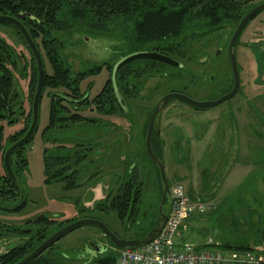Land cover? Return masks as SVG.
Returning <instances> with one entry per match:
<instances>
[{"label": "rangeland", "instance_id": "1", "mask_svg": "<svg viewBox=\"0 0 264 264\" xmlns=\"http://www.w3.org/2000/svg\"><path fill=\"white\" fill-rule=\"evenodd\" d=\"M73 1L77 0H69L61 7L58 19L62 28L51 30V35L61 42L59 58L70 70L71 79L89 70L99 68V71L79 81V92L88 99V104L60 101L63 106L58 107L59 116L64 118L47 132L44 127L51 94L70 96L72 92L66 87L43 89L37 130L21 151L25 164L21 165L17 186L26 193V203L15 212L0 209V221L9 227L1 230L0 254L44 230V225L25 224L42 214L54 221L45 228L46 233L75 219L92 217L104 222L121 238L140 235L156 217L161 199L159 169L148 158L144 144L145 123L153 106L170 91L208 101L230 90L232 73L227 46L236 21L226 18L218 29L211 28L195 8L176 37L141 45L133 33V21L118 17L106 20L100 28L89 10L86 16L74 17ZM260 1L247 0L239 16ZM0 41L4 45L0 55L10 70L12 83L10 107L0 118L5 139L24 128L29 120L33 64L29 50L13 27L0 25ZM157 46L161 49H156ZM217 50H220L218 54ZM134 51H163L178 60L181 67L172 69L145 59L136 60L132 69L148 66L141 71L140 78L129 77L130 93L122 94L123 111H97L93 100L111 77L108 66ZM40 52L45 73H51L42 47ZM235 53L239 88L231 98L204 109L173 99L165 104L156 121L157 128L169 122L167 129L175 134L166 137L167 140L160 138L168 185L182 182L189 195L198 197L205 207L203 213L193 214L188 230L179 240L198 242L210 237L221 245L248 246L260 252L264 249V9L242 30ZM76 112L90 121L72 123L70 116ZM124 130L128 131L127 135L121 134ZM166 145L170 148L163 149ZM44 149L45 156H69L75 150L84 153L75 166L78 185L74 189L63 190L62 182L44 183ZM71 159L69 163L74 158ZM0 170L3 173L1 165ZM134 170L141 182L140 207L144 214L129 222L127 228L128 223L121 224L114 212L106 214L94 207ZM97 184L102 185L100 194ZM20 201L4 203L12 207ZM164 211L167 212V201ZM13 227L28 231L14 234ZM93 245L104 251L93 253ZM89 251L90 256L86 254ZM116 252L117 247L97 227L82 226L40 255L51 264H93L95 256Z\"/></svg>", "mask_w": 264, "mask_h": 264}, {"label": "trees", "instance_id": "2", "mask_svg": "<svg viewBox=\"0 0 264 264\" xmlns=\"http://www.w3.org/2000/svg\"><path fill=\"white\" fill-rule=\"evenodd\" d=\"M246 1L247 0H77L73 1L71 8L73 10L72 15L74 17L86 16L87 11L89 10L93 16L96 17V24H98V27L100 28L107 22L106 20L113 21L114 18L117 19L118 17H123L126 21H133V33L136 41L143 45L147 43H158L159 41L176 37L183 28L187 15L195 8L196 13H198V15L203 19H206V26L218 29L222 20L226 18L230 21H236L235 24L237 25L242 16L255 5H252L245 13H242L239 16L238 12L243 9V5L246 4ZM68 2L69 0H0V15H10L20 19L29 32L31 38L36 43L39 51L40 47L44 49L46 58L52 70L51 73H45L44 88L66 87L72 92V95L70 96L58 92H53L51 94L50 106L48 110V122L44 127V132L55 128L58 122L64 118L59 116L60 111L58 110V107L63 106L60 101L66 100L73 105L88 104V99L79 92V81L85 76L99 71V68H96L93 72L89 70L81 73L78 78L76 77L75 79H71L70 70L63 65L61 59L59 58V48L61 47V42L51 35V30L62 28L63 24L58 19V15L60 14L61 7ZM1 24L13 27L27 47L21 34L14 26L5 23H0V25ZM3 47L4 45L1 43L0 49L2 50ZM156 49L161 48L157 46ZM163 51L156 52L165 54ZM140 60L141 59L137 61ZM31 61L33 64V71L31 74V83L29 84L31 87L30 90L34 93L37 82V69L32 55ZM135 61L136 60L123 65L118 70L116 79L121 95L130 93L129 77L131 76L136 79L140 78L142 76L141 71L148 66L145 64V66L139 70L137 67L132 69V65ZM145 61L159 63L172 69L180 68L155 60L145 59ZM112 67L113 66H108L111 71ZM73 83H75V86L72 85ZM11 92V73L9 68L5 65L2 55H0V118L4 117V113L10 107ZM31 97H33V95ZM93 102L95 103V108L99 112L114 113L117 110L123 111L124 109V107H122L116 99L111 77L106 80L104 86L94 98ZM65 111L67 112L66 109ZM150 113L145 123V133ZM70 120L72 123L90 121L77 112L70 116ZM30 122L31 108L29 120L20 131L15 132L14 134L7 136L8 138L5 137L4 139L0 129V165L3 168V173L0 170V209L4 211V207H7L4 203L5 201H15L17 199L21 200L24 195L23 191H21L17 186V179L22 171L21 165L25 164V158L21 156V151L24 149V146L16 149L10 158L11 167L16 176V181H13L4 170L3 154L8 146L23 136V134L27 131ZM158 138L159 137L153 133L151 135L150 144L153 153L161 159L160 153L154 151L158 145ZM46 153L47 152L44 149V183L51 184L52 182H62L63 190L74 189L78 185L76 183L78 169H75V166L78 165L82 160V157L85 156L84 153H82V151L75 150L69 156H45ZM14 158L15 160L13 161ZM71 158L74 159L72 160ZM148 158L150 159L149 156ZM70 159L72 160V163H69ZM140 204L141 182L139 181L138 174L134 170V172L131 171L127 179L123 180L113 193L109 192L103 201L95 204L94 209L106 214L114 212L120 223H128L127 228H129V222H132L138 216H143L144 214V209L141 210ZM157 217L158 207L156 217L153 221H151L149 227L136 237H142L150 229H152L156 224ZM53 222L54 221L52 219L43 214L33 220L27 221L25 224L33 223L40 226L44 225V230H39L36 234L32 235L30 240L10 247L5 253L0 254V264H14L25 257L41 241L51 234L46 233L45 228ZM5 226L8 230V225L3 224L0 221V234L2 228ZM25 231L27 232L28 229L22 230L18 227H13L14 234L24 233ZM222 246L224 248L232 249H252L248 246H230L227 244H222ZM260 252L264 255V249ZM115 260L116 254H108L101 255L97 258L95 256L92 262L93 264H115ZM28 264H51V261L49 259L42 258L41 255H39Z\"/></svg>", "mask_w": 264, "mask_h": 264}, {"label": "water", "instance_id": "3", "mask_svg": "<svg viewBox=\"0 0 264 264\" xmlns=\"http://www.w3.org/2000/svg\"><path fill=\"white\" fill-rule=\"evenodd\" d=\"M264 9V0L260 1L259 3L252 6L240 19L238 24L236 25L235 29L233 30V33L229 39L228 46H227V56L228 61L232 73V86L230 90L227 92L221 94L219 97L213 100L208 101H198L195 100L188 95L179 92V91H170L165 93L163 96L159 98V100L154 105L150 116L149 121L145 133V151L147 155L150 157V159L157 165L160 173V184H161V199L158 205V217L156 219L155 226L150 229L144 236L142 237H132V238H121L119 237L114 231L110 229L108 225H106L104 222H102L99 219L92 218V217H81L78 219H75L62 227L58 228L54 232H52L50 235H48L43 241H41L32 251H30L25 257L20 259L19 261L15 262L14 264H28L30 263L34 258L39 256L41 253H43L48 247H50L52 244H54L56 241L61 239L64 235L69 233L70 231L82 227V226H95L97 227L103 235L108 239V241L115 247H137L142 244H145L152 240L157 233L160 231L163 223L165 222L169 208H170V202H169V186L166 180L165 171H164V165L162 160L157 157L150 146V139L152 133H154L156 136H158V128H157V117L160 114L161 110L165 106L166 103H168L170 100L177 99L180 100L187 105L198 108V109H204L216 106L225 100L231 98L238 90L239 88V71L237 67L236 62V45L238 38L246 26V24L261 10ZM22 17V16H21ZM0 23L10 24L14 26L18 32L21 34L22 38L24 39L28 49L30 50V53L35 61L36 69H37V82L35 91L33 93L32 101H31V122L27 129V131L21 136L18 140H16L14 143H12L10 146L6 148L3 154V167L7 175L13 180L16 181V176L12 170L10 158L12 153L18 149L24 146L26 143H28L32 137L34 136L37 127H38V118H39V104L41 101L43 89H44V79H45V69H44V63L42 56L40 54V51L34 42V40L31 38L29 32L25 28V26L22 24L20 19L10 16L1 14L0 15ZM220 50L216 51V54L219 53ZM139 59H149V60H155L159 61L168 65L181 67V63L166 55L162 54L156 51H134L129 54H126L122 57H120L113 65L112 71H111V81L114 88L115 96L118 101V103L124 107V101L122 98V95L118 89L117 86V73L118 70L125 64L132 62L134 60ZM26 193L23 195L21 201L12 206V207H4L5 211L8 212H15L20 210L24 204L26 203ZM167 201V212L164 211V205ZM95 251L93 253H101L104 251L103 248L96 247L93 245Z\"/></svg>", "mask_w": 264, "mask_h": 264}, {"label": "built area", "instance_id": "4", "mask_svg": "<svg viewBox=\"0 0 264 264\" xmlns=\"http://www.w3.org/2000/svg\"><path fill=\"white\" fill-rule=\"evenodd\" d=\"M169 202L167 218L157 235L137 247L117 248L115 264H264L261 252L224 248L210 237L201 243L180 241L189 219L203 213L205 207L189 195L182 182L169 185Z\"/></svg>", "mask_w": 264, "mask_h": 264}, {"label": "crops", "instance_id": "5", "mask_svg": "<svg viewBox=\"0 0 264 264\" xmlns=\"http://www.w3.org/2000/svg\"><path fill=\"white\" fill-rule=\"evenodd\" d=\"M169 124V122H166L165 124H162V125H160L159 126V128H158V135H160V137L157 139L158 140V145H157V147H156V152L157 153H160V155H162L163 156V158H164V153H163V151H162V146L160 145V142H161V139L160 138H163V140H167V138L166 137H168V138H170V137H172V136H175V134H174V131H170L169 132V130L167 129V128H169V126H167ZM163 127H164V130H163ZM139 130L136 132V135L137 136H135L136 137V139H137V137H139ZM230 132H231V130H230ZM127 133H128V131L127 130H124L123 132H121V134H125V135H127ZM129 141V140H128ZM166 148H170V146L169 145H166V146H164L163 147V149H166ZM162 158V157H161ZM230 171V170H229ZM228 173V172H227ZM96 190H98L99 191V194L101 193V191H102V185L101 184H97L96 185ZM191 218L189 219V225H190V223H191ZM194 233H197V236H198V232H197V230L196 229H194ZM193 237H195V235H193ZM194 239V238H193ZM203 240L204 239H202V240H200V241H198V242H196V243H201V242H203Z\"/></svg>", "mask_w": 264, "mask_h": 264}, {"label": "flooded vegetation", "instance_id": "6", "mask_svg": "<svg viewBox=\"0 0 264 264\" xmlns=\"http://www.w3.org/2000/svg\"><path fill=\"white\" fill-rule=\"evenodd\" d=\"M231 86H232V83H231V85H230V88H231ZM228 90H229V89H228ZM228 90H227V91H228ZM224 92H226V91H224ZM224 92H223V93H224ZM123 101H124V100H123ZM152 134H153V133H152ZM144 138H145V137H144ZM150 146H151V144H150ZM96 247H97V246H96ZM93 249H94V247H93ZM90 251H91V250H90ZM90 251L86 253L88 256H90ZM80 256H81L82 258L85 257V255H80Z\"/></svg>", "mask_w": 264, "mask_h": 264}]
</instances>
